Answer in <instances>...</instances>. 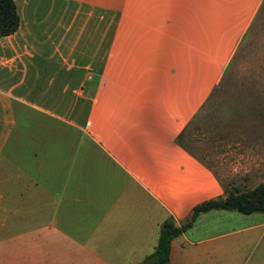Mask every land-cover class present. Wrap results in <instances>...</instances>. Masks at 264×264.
Returning a JSON list of instances; mask_svg holds the SVG:
<instances>
[{"label": "crops", "instance_id": "crops-1", "mask_svg": "<svg viewBox=\"0 0 264 264\" xmlns=\"http://www.w3.org/2000/svg\"><path fill=\"white\" fill-rule=\"evenodd\" d=\"M261 1L13 0L17 27L0 35V264H141L165 218L179 225L241 190L177 135ZM18 115L25 143L12 149L24 151L6 156ZM166 264H264V211H199Z\"/></svg>", "mask_w": 264, "mask_h": 264}, {"label": "rangeland", "instance_id": "rangeland-1", "mask_svg": "<svg viewBox=\"0 0 264 264\" xmlns=\"http://www.w3.org/2000/svg\"><path fill=\"white\" fill-rule=\"evenodd\" d=\"M94 14L98 25H105L103 10L95 9ZM21 128L23 120L18 115L3 155L9 156L10 150L16 156L24 151L12 149L20 134L22 139L18 140L25 143ZM177 139L227 187L234 184L247 189L264 179V0L209 96L187 120Z\"/></svg>", "mask_w": 264, "mask_h": 264}, {"label": "trees", "instance_id": "trees-1", "mask_svg": "<svg viewBox=\"0 0 264 264\" xmlns=\"http://www.w3.org/2000/svg\"><path fill=\"white\" fill-rule=\"evenodd\" d=\"M17 24L18 15L13 0H0V35L11 33L16 29ZM226 74L228 75V70L225 71ZM218 207L236 209L243 213L264 211V179L251 188L239 190L235 187V190L228 191L224 197L210 198L195 204L191 209L189 219L179 225H175L171 218H165L158 229L153 250L144 257L141 264H166L170 239L184 230L199 211Z\"/></svg>", "mask_w": 264, "mask_h": 264}]
</instances>
